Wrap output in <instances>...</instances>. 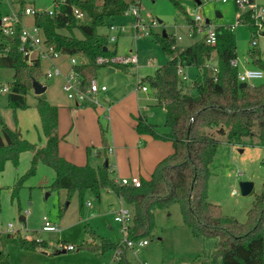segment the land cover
<instances>
[{
  "label": "trees",
  "instance_id": "16d2710c",
  "mask_svg": "<svg viewBox=\"0 0 264 264\" xmlns=\"http://www.w3.org/2000/svg\"><path fill=\"white\" fill-rule=\"evenodd\" d=\"M172 2L185 14L178 0ZM129 3L127 0H64L59 12L53 16L46 13L35 16V24L42 29L46 45L59 53L80 55L86 59L84 64L73 66L82 78V88L94 78L99 66L106 65L98 63L97 57L115 55L107 47V34L100 33L98 28L107 26L112 18L123 14ZM73 6L84 12L82 21L72 15ZM186 22L193 23L190 17H186ZM74 28L79 30L81 37L72 34ZM60 29L71 34H63ZM216 32L213 45L193 41L178 53H175L176 38L173 35L167 32L166 36L154 34L155 41L169 55V60L155 68L153 76L138 79L137 86H146L155 104L164 108L163 124L167 131H158L157 126L148 122L144 115L135 118V131L154 139L168 140L173 150L156 163L149 178H140L139 186L118 183L111 176L108 164L76 165L62 157L58 152V108L50 104L43 93L37 96L36 109L45 137L44 145L36 147L22 138L19 129L2 125L0 173L6 161L17 165L19 155L29 150L32 156L28 173H34L38 162L51 167L55 177L48 186L49 190L65 189L68 195L76 191L80 208L85 204L87 192L98 198L101 189H108L121 198L131 207L129 238H141L150 232L155 209L178 203L183 223L195 237L215 239L209 264H264V180L261 191L253 197L245 222L224 215L221 206L208 199L209 165L218 144L216 135H222L228 143H239L242 138L251 137L256 129L258 144L264 146V77L257 83L240 86L237 66L231 64V60L236 58L235 35L226 25L217 26ZM213 51L216 58L214 73L206 65ZM248 54L251 67L264 71V58L260 56L259 49L251 47ZM178 63L200 69L192 82L197 90L195 95L185 91L180 84L176 74ZM109 65L117 66L115 63ZM0 67L14 70L7 94L9 107L13 111L26 108V93L32 88V78H37L40 60L36 58L28 64L15 44L7 56L0 58ZM100 133L102 147L95 152L106 156L108 145L102 127ZM86 151L89 153L90 148ZM22 180L20 178L16 182L12 196ZM19 219L24 221L21 213ZM17 239L19 247L26 250H34L38 243H42L27 240L19 233ZM83 246L104 250L117 248V243L101 240L99 245L86 242ZM0 264H9L2 251ZM116 264H131L125 258V250L121 251Z\"/></svg>",
  "mask_w": 264,
  "mask_h": 264
},
{
  "label": "rangeland",
  "instance_id": "374dc122",
  "mask_svg": "<svg viewBox=\"0 0 264 264\" xmlns=\"http://www.w3.org/2000/svg\"><path fill=\"white\" fill-rule=\"evenodd\" d=\"M10 1L13 8H16L17 1ZM259 1L264 2V0ZM25 2L40 11L52 9L54 5V0H25ZM178 2L182 5L185 14L175 7L172 0H140L139 16L148 27L147 32L141 30L136 35L132 25L135 21L134 16L126 13L110 20L117 26L124 25L125 30L120 33L116 41L108 43V49L118 56L135 52L138 63L137 66L115 63L117 66L112 71H109L111 65L99 66L95 70L94 79L99 85L104 84L106 91L105 94L98 92L94 96L98 104L94 105L91 97L81 101L76 107L77 111L62 108L57 128L63 132L67 131L66 140L68 143H73L76 149L81 147L84 137L92 130L100 132V127L104 130L106 144L112 146L109 119L114 116L116 123L131 127L133 115L138 113V108L150 122L157 125L158 130L162 131L165 128L164 110L148 99L147 92L138 89L137 80L144 76H153L155 68L165 64L169 59V55L155 41V33L165 30L173 35L176 38L175 53L195 41L194 37L187 35L186 17H192L196 0H178ZM6 10V7H3V11ZM201 11L214 26L231 25L236 22V7L233 0L205 2ZM216 11L221 13L220 17L216 16ZM23 21L31 24L32 17L25 16ZM152 21L155 23L152 24ZM59 31L63 34H71L66 29ZM98 31L109 33L107 26L99 27ZM233 33L237 70L242 71L251 67L248 54L251 48L250 30L244 24H238ZM72 34L81 37L77 28L72 30ZM179 35L181 39H177ZM72 56L82 62L85 61L80 55L62 53L52 60L42 58L40 61V70L36 74V79L45 85L43 94L50 104L60 106L72 102L62 89L65 80L63 74L70 69L69 60ZM52 63L61 70L62 75L46 78L44 72ZM215 63L213 51L211 59L207 61L212 73ZM183 71L186 79L180 84L185 91L195 95L197 90L191 82L199 74L200 69L196 66H183ZM13 75L12 68L0 67V82L11 83ZM260 80H252L250 83H257ZM36 101V94L31 88L26 93L27 107L13 111L9 107L7 95L0 94V128L4 124L10 128H17L23 138L36 146H41L44 144V136ZM109 104L115 105L113 115L106 109ZM256 132L254 129L251 137L242 138L239 143H228L222 135H216L218 144L209 165L208 199L212 203L219 204L224 215L232 216L240 222H245L253 197L261 191L264 180V146L258 144ZM123 148L130 157L131 166L137 170L136 161L142 152V144L130 141L126 142ZM31 155V151H23L19 155L17 165L6 161L0 173V250L7 256L9 264H116L114 248L103 250L83 245L86 242L89 245H99L101 240L116 244L122 240L120 224L114 220L112 212V209L118 205L117 197L108 189H101L98 198L87 192L84 199L89 204L80 208L76 191L68 195L65 189L49 190L48 186L55 177L51 167L38 162L34 173H28ZM96 159L93 156L89 157V162L93 163ZM139 170L142 174V168ZM111 175L117 176L116 173ZM131 177L138 176L130 175L127 178ZM20 178L23 179L21 185L12 196L16 182ZM241 181L253 183L250 193L245 195L241 193L239 186ZM233 190L235 193H232ZM128 207L131 210V207ZM19 213L24 214V221L19 219ZM43 216L57 225L58 230L40 232L42 243H38L34 250L20 248L17 233L32 235L35 231H40ZM9 224L12 226L9 227ZM143 237L148 240V244L139 252L125 250V258L131 264H209V254L215 244L214 238L200 239L191 233L183 223L178 203L163 209H155L152 228ZM62 241L72 244L74 249L62 252L58 247L59 242Z\"/></svg>",
  "mask_w": 264,
  "mask_h": 264
},
{
  "label": "built area",
  "instance_id": "2783aa9c",
  "mask_svg": "<svg viewBox=\"0 0 264 264\" xmlns=\"http://www.w3.org/2000/svg\"><path fill=\"white\" fill-rule=\"evenodd\" d=\"M17 7L13 8L12 2L10 0H0V58L7 56L13 45L17 44V49L25 57L28 64H31L34 59L38 58L40 61L42 58H48L52 60L57 57L60 53L56 51L53 47L48 46L44 42V36L42 29L35 24L34 18L37 14L46 13L53 16L55 13L59 12L60 6L64 0H54V5L52 9L47 10H36L31 5H28L25 0H16ZM130 1L128 8L123 14H130L135 17L133 22V27L135 30L134 35H136L141 30L146 31L147 25L141 21L139 16V2L140 0H127ZM196 8L191 17L192 24L186 22L187 35L188 37H194L195 41H202L213 45L216 42V28L209 18L203 16L201 11L202 4L208 1H220L227 2L228 0H196ZM236 12V22L231 25H226L228 29L234 30L238 24H244L250 30V45L251 47H257L259 49L260 56L264 58V2L259 0H233ZM3 7H6V11H3ZM72 15L77 20L84 19V12L78 7H72ZM25 16H31V24H26L23 21ZM208 19V21H206ZM155 21H152L154 24ZM109 30L108 43L116 41L117 37L121 32L125 30L124 25H115L110 23L107 25ZM140 29V30H139ZM177 39H181V36H177ZM211 59V57H210ZM70 69L63 74L64 82L62 84V89L66 93L69 99H75L77 101H83L85 99L93 98L92 102L97 105V100L94 97L97 92L106 90L104 84L99 85L94 78H92L85 88H82L81 82L82 78L79 73L74 69V65L84 64L85 61L77 60L74 56L70 58ZM96 61L98 63H119V64H133L137 66L138 57L135 52H130L126 56L113 55L110 57H97ZM233 66H237L236 58L231 60ZM207 65V63H206ZM208 66V65H207ZM214 72L216 67L213 68ZM176 74L180 81L184 82L186 75L183 71V66L178 63L176 66ZM46 78L53 76L62 75L61 70L52 63L44 72ZM264 77V71L256 67L244 68L242 71L237 72L238 81L244 83H250L252 80L262 79ZM43 84V83H42ZM11 83L5 84L0 82V94H8L10 91ZM140 89L146 90V86H140ZM120 184H131L135 187L140 185L139 177H122L116 180ZM232 193H235L233 190ZM132 213L128 206L121 204L114 212V220L120 224L121 233L123 238L117 243V248H115L114 260H118L122 250L130 249L134 253L140 251V249L148 243L145 237L141 238H129L127 236L129 227L131 225ZM9 227L12 225L9 224ZM58 226L53 222L48 220L45 216L42 217V226L40 231H56ZM23 237L27 240H35L37 242L41 241L40 236L24 234ZM58 247L63 251H71L74 246L70 243L59 242ZM142 264V263H140Z\"/></svg>",
  "mask_w": 264,
  "mask_h": 264
},
{
  "label": "crops",
  "instance_id": "0c3cea01",
  "mask_svg": "<svg viewBox=\"0 0 264 264\" xmlns=\"http://www.w3.org/2000/svg\"><path fill=\"white\" fill-rule=\"evenodd\" d=\"M216 13H219L221 16L220 12L216 11ZM220 16H217V17H220ZM126 65H130V64H126ZM110 68H112L114 70L115 67H110ZM109 71H112V70H109ZM138 89H140V87H138ZM104 91H106V90H104ZM104 91H99V92H102L101 94H105ZM141 91L147 92L148 99L151 100V102H153L155 104V100L149 94L148 88L146 90L141 89ZM37 96L38 95H36V97ZM71 101H72L71 103H65V104H62L60 106L56 105L58 108V122H59V118H60L62 108L64 110H69V111H77L78 110V109H76V107L79 105V103H81V101H77L75 99H71ZM114 106L112 104H109L108 107L106 106L107 111L109 113H112L111 115H113V113H114V110H113L115 108ZM159 107L164 110L163 107H161V106H159ZM164 112H165V110H164ZM138 115H144L146 117L147 121L150 122V120L147 118V116L145 114L141 113V110H139V108H138V113L136 115L135 114L133 115V124H131L133 126H131V127H129L130 125L125 126V125H121L120 123H116L114 121V116L111 117L112 120L109 119L111 122L110 123L111 124L110 137L112 139V146L108 145V149L106 151V156H103L101 154L99 155V153L95 152L97 149H100L102 147L99 130H96L95 132L92 130L89 135H86L84 137L83 143L80 144L81 147L79 149H76V147L73 143H68V141L66 140L67 131L63 132V131H61V129L57 128V133L59 136L58 152L66 160H68V161H70L76 165L90 164L91 166H97V165H103L104 161L107 160L108 165L110 166V169H111L110 170L111 174L116 173V175H117L116 177L111 175L116 180H118L119 178H122V177H128L130 175L131 176L136 175L139 178L147 179V178H149L150 174L152 173L156 163L159 160H161L163 157H165L166 155L170 154L172 152L173 148H172V143L168 140H159V139H154L153 137H151L150 135H147V134H138L135 131V124H136L135 118ZM109 118H110V115H109ZM150 123H152V122H150ZM153 124H155V123H153ZM158 131H160V130H158ZM166 131H167V128L165 127L160 132H166ZM21 136H22V134H21ZM130 141L132 143L137 141V143L142 144V152H141V154H139V158L136 161V165H138L137 170L133 166H131L130 157L127 154L126 150L123 148V145L126 144V142H130ZM44 143H45V137H44ZM43 145L44 144H42L41 146H43ZM36 147H40V146H36ZM88 147L90 148L89 153H87V151H86V149ZM31 154H32V152H31ZM92 156L96 157L97 159L95 162L90 163L89 157H92ZM140 167L142 168V174H141V170H139V169H141ZM116 197L118 199V205L112 209L113 213L121 204L128 206L124 201H122L121 198H119L118 196H116ZM85 204L88 205L89 203L85 202ZM22 215L24 216V214H22ZM24 220H25V216H24ZM40 232H42V231H35V233H32V235H35L38 233V235L41 236ZM24 234H28V233H24ZM8 235L12 236L11 233H8ZM23 235H21V236H23ZM0 251H2V250H0ZM61 251L64 252L63 250H61Z\"/></svg>",
  "mask_w": 264,
  "mask_h": 264
},
{
  "label": "water",
  "instance_id": "95a60500",
  "mask_svg": "<svg viewBox=\"0 0 264 264\" xmlns=\"http://www.w3.org/2000/svg\"><path fill=\"white\" fill-rule=\"evenodd\" d=\"M216 15L220 16L219 13H216ZM206 21H208V19H206ZM161 33L163 36H166L165 30H162ZM109 70H113V69L110 68ZM245 84L246 83L241 82L240 86H244ZM31 87H32V89L36 95H40V94L44 93L45 88H46L44 84H42L38 79H36L34 77L32 78ZM107 164H108V162H107V160H105L103 163V166H107ZM239 186H240L241 193L243 195H245V194H248L251 192V190L253 188V183L251 181H241V182H239Z\"/></svg>",
  "mask_w": 264,
  "mask_h": 264
}]
</instances>
